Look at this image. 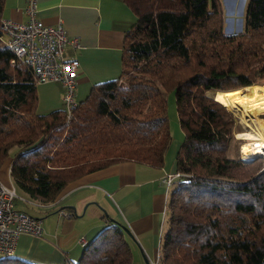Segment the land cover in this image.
Returning <instances> with one entry per match:
<instances>
[{
	"label": "trees",
	"instance_id": "obj_1",
	"mask_svg": "<svg viewBox=\"0 0 264 264\" xmlns=\"http://www.w3.org/2000/svg\"><path fill=\"white\" fill-rule=\"evenodd\" d=\"M122 1L135 21L124 33L121 74L95 83L68 120L65 108L37 112L35 76L0 39V166L13 155L16 190L41 203L116 163L161 168L173 91L182 179L168 191L158 264H264V158H239L226 107L264 87V0H247L243 28L230 34L221 0ZM106 222L74 264H133L125 226ZM0 264L32 263L12 256Z\"/></svg>",
	"mask_w": 264,
	"mask_h": 264
},
{
	"label": "crops",
	"instance_id": "obj_2",
	"mask_svg": "<svg viewBox=\"0 0 264 264\" xmlns=\"http://www.w3.org/2000/svg\"><path fill=\"white\" fill-rule=\"evenodd\" d=\"M37 4L39 19L49 25L61 23L66 35L81 44L79 50H65L67 57L79 61L76 103L86 99L95 83L120 76L124 33L135 20L122 0H37ZM25 6L26 0H5L3 20L26 21ZM63 94L59 83H37L38 109L63 107ZM179 144L171 139L161 168L123 161L85 174L68 183L54 200L57 205L50 208L20 200L23 203L16 207L37 217L42 233L20 234L13 257L32 264L77 263L84 252L80 238L90 243L110 218L128 228L133 264H149L157 256L160 260L169 191L161 180L165 173L176 172ZM12 161L13 155L0 166V181L6 185H14ZM99 208H106V213Z\"/></svg>",
	"mask_w": 264,
	"mask_h": 264
},
{
	"label": "built area",
	"instance_id": "obj_3",
	"mask_svg": "<svg viewBox=\"0 0 264 264\" xmlns=\"http://www.w3.org/2000/svg\"><path fill=\"white\" fill-rule=\"evenodd\" d=\"M25 12L27 19L24 22L2 20L3 35L0 39L13 51L16 59L31 70L37 83L50 81L64 87L63 102L68 120L77 104L74 90L79 61L74 57H67L65 50L68 47L79 50L81 44L77 38L66 35L61 23L49 25L39 19L37 0H26ZM14 63L15 60H12V64ZM242 155L240 152L241 157ZM262 156L264 158V155ZM181 179V173L167 172L161 182L169 190ZM16 200H22L36 208L57 205L56 201L41 203L25 199L18 195L14 185H6L0 181V258L14 256L16 241L20 234L40 236L42 233L41 221L29 212L17 209ZM58 213L68 216L64 210H59ZM80 243L82 246L87 244L83 237L80 238ZM158 262L159 256L155 260H150L149 264Z\"/></svg>",
	"mask_w": 264,
	"mask_h": 264
},
{
	"label": "rangeland",
	"instance_id": "obj_4",
	"mask_svg": "<svg viewBox=\"0 0 264 264\" xmlns=\"http://www.w3.org/2000/svg\"><path fill=\"white\" fill-rule=\"evenodd\" d=\"M246 1L247 0H221L222 8H223V20H224V32L225 33L230 34V33H234V32H240L242 30V28H243V12H244V5H245ZM253 85L254 84H252V86ZM252 86L250 88V92H251ZM246 87H248V86H246ZM254 87L255 88L252 91V96H255V95L258 96L261 93V92H259L260 88H262V89L264 88V87L260 86L259 84L258 85L255 84ZM242 88H245V87H242ZM237 90H240L241 92H243L241 88H239ZM206 94L209 97L217 99L219 102H221L220 99L215 95L214 91H208ZM165 96H166V100H167V116H168V125H169V131L171 134V138H172V140L174 139V141L178 140L180 142L179 145H181L183 138H184V134H183V132L179 126V121H178L177 111H176L175 96H174L173 91H167ZM224 106H226V105H224ZM61 108H65V105ZM42 110H41V108L38 109V106H37V112L39 114H47L51 111L50 109L45 110V111H42ZM229 110L232 112L233 117L235 119V125H237V128H238L237 130H235L236 132H235L234 136H235L236 140H238V142H236V147H237V152H238L239 158L242 160H251V159L255 158L256 156L257 157H260V156L263 157L262 156L263 154L259 155V154H255V153H246L245 156H243V155H242V157L240 156V152H241L240 147H241V144L244 142L245 133H247L250 130H249V126H246L233 113V111L231 109H229ZM17 193L19 196H23L24 198L29 199L26 195L19 192L18 190H17ZM16 202H17V204H16ZM21 203H23V202L20 200H16L15 201V207H16V205L19 206ZM102 207H104V206L102 205ZM17 209H19V208H17ZM99 209L104 214L107 211L106 208H105L106 210L104 208H99ZM20 210H22V209H20Z\"/></svg>",
	"mask_w": 264,
	"mask_h": 264
},
{
	"label": "bare ground",
	"instance_id": "obj_5",
	"mask_svg": "<svg viewBox=\"0 0 264 264\" xmlns=\"http://www.w3.org/2000/svg\"><path fill=\"white\" fill-rule=\"evenodd\" d=\"M226 104L246 126H249L250 131L245 133L244 142L240 147L243 156L246 153L264 155V90L258 97L248 99L233 95Z\"/></svg>",
	"mask_w": 264,
	"mask_h": 264
},
{
	"label": "water",
	"instance_id": "obj_6",
	"mask_svg": "<svg viewBox=\"0 0 264 264\" xmlns=\"http://www.w3.org/2000/svg\"><path fill=\"white\" fill-rule=\"evenodd\" d=\"M215 92H218V91H215ZM213 99H214V98H213ZM216 101H217V100H216ZM125 231L130 235V232H129L128 228L125 227ZM146 264H148V263L146 262Z\"/></svg>",
	"mask_w": 264,
	"mask_h": 264
}]
</instances>
